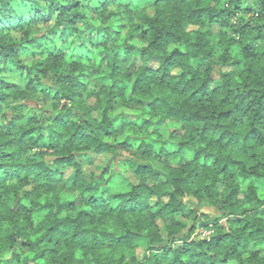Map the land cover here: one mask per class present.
I'll return each mask as SVG.
<instances>
[{"label":"clouds","instance_id":"clouds-1","mask_svg":"<svg viewBox=\"0 0 264 264\" xmlns=\"http://www.w3.org/2000/svg\"><path fill=\"white\" fill-rule=\"evenodd\" d=\"M0 264H264V0H0Z\"/></svg>","mask_w":264,"mask_h":264}]
</instances>
